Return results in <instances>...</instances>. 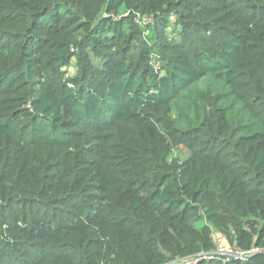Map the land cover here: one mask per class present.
<instances>
[{"label":"trees","instance_id":"1","mask_svg":"<svg viewBox=\"0 0 264 264\" xmlns=\"http://www.w3.org/2000/svg\"><path fill=\"white\" fill-rule=\"evenodd\" d=\"M219 237L264 248V0H0V264Z\"/></svg>","mask_w":264,"mask_h":264},{"label":"built area","instance_id":"2","mask_svg":"<svg viewBox=\"0 0 264 264\" xmlns=\"http://www.w3.org/2000/svg\"><path fill=\"white\" fill-rule=\"evenodd\" d=\"M223 237H219L218 246L216 250L210 252H202L188 259H176L172 260L168 264H198L200 261L207 260H221L222 262L229 261H246L250 256L254 254L264 252V248L259 249L256 247L250 250H240L234 247L228 246L223 242Z\"/></svg>","mask_w":264,"mask_h":264},{"label":"rangeland","instance_id":"3","mask_svg":"<svg viewBox=\"0 0 264 264\" xmlns=\"http://www.w3.org/2000/svg\"><path fill=\"white\" fill-rule=\"evenodd\" d=\"M178 154H179L180 156H182V157H184V156L187 155V153H186L184 150H181L180 152H178ZM218 240H219V238H218Z\"/></svg>","mask_w":264,"mask_h":264}]
</instances>
